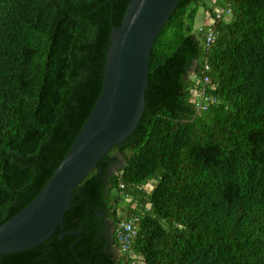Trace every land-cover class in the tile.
I'll return each mask as SVG.
<instances>
[{"label":"trees","instance_id":"obj_1","mask_svg":"<svg viewBox=\"0 0 264 264\" xmlns=\"http://www.w3.org/2000/svg\"><path fill=\"white\" fill-rule=\"evenodd\" d=\"M131 1L0 0V226L72 148ZM212 2L180 0L152 49L144 116L73 192L67 236L0 264H264V0ZM135 219L130 251L115 253Z\"/></svg>","mask_w":264,"mask_h":264},{"label":"water","instance_id":"obj_2","mask_svg":"<svg viewBox=\"0 0 264 264\" xmlns=\"http://www.w3.org/2000/svg\"><path fill=\"white\" fill-rule=\"evenodd\" d=\"M180 0H132L121 27H112L105 80L96 105L72 148L37 198L0 226V259L34 249L61 227L82 181L113 148L137 130L147 107L152 49ZM121 168L126 161L119 156ZM117 164V165H118ZM116 165L110 169L113 173Z\"/></svg>","mask_w":264,"mask_h":264},{"label":"built area","instance_id":"obj_3","mask_svg":"<svg viewBox=\"0 0 264 264\" xmlns=\"http://www.w3.org/2000/svg\"><path fill=\"white\" fill-rule=\"evenodd\" d=\"M212 1H214L212 3L217 2V0H212ZM215 14H216V19L219 21L229 22L231 20L230 11L217 10V11H215ZM208 16L210 17L211 21L209 23H205V24L200 25L199 31H205L206 32L207 45L211 46L216 41V34L212 30L213 20H212L211 15L209 13H208ZM204 83L209 84L210 80L208 78H205ZM194 96H195L194 98L196 100H197L196 97H198V98L202 97L206 101L208 100V97L205 94V90L195 93ZM198 107H199V109H203V110L206 109L205 108L206 106H204L203 104H200ZM136 221H138V220L135 219L134 221H132L130 223H123V224H121V226L117 230V239H118L119 244L121 246L120 249H121L122 253H127L130 251V247L133 243L134 236L136 235V227H135Z\"/></svg>","mask_w":264,"mask_h":264},{"label":"rangeland","instance_id":"obj_4","mask_svg":"<svg viewBox=\"0 0 264 264\" xmlns=\"http://www.w3.org/2000/svg\"><path fill=\"white\" fill-rule=\"evenodd\" d=\"M203 11H204L203 8L200 9V11H199V16H198V19H197V22H196V27H199L200 24L202 23V22H201L200 15H202ZM119 168H121V163L118 164V165H116V168H114V171H113V172H116ZM154 184H156V183H154ZM153 187H155V185H153Z\"/></svg>","mask_w":264,"mask_h":264},{"label":"crops","instance_id":"obj_5","mask_svg":"<svg viewBox=\"0 0 264 264\" xmlns=\"http://www.w3.org/2000/svg\"><path fill=\"white\" fill-rule=\"evenodd\" d=\"M200 18L202 22L200 25L209 23L211 21L210 17L207 14V11H203L202 15H200Z\"/></svg>","mask_w":264,"mask_h":264},{"label":"flooded vegetation","instance_id":"obj_6","mask_svg":"<svg viewBox=\"0 0 264 264\" xmlns=\"http://www.w3.org/2000/svg\"><path fill=\"white\" fill-rule=\"evenodd\" d=\"M112 233L114 232H111V235ZM112 251H114L115 253H120L121 254V249H120V246L118 244H115L114 241H112Z\"/></svg>","mask_w":264,"mask_h":264}]
</instances>
